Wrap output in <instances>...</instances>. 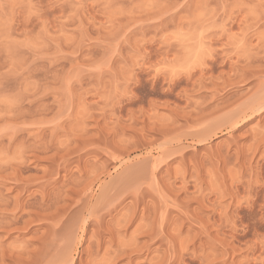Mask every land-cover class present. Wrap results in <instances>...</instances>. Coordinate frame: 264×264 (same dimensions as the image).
<instances>
[{"label": "rangeland", "instance_id": "obj_1", "mask_svg": "<svg viewBox=\"0 0 264 264\" xmlns=\"http://www.w3.org/2000/svg\"><path fill=\"white\" fill-rule=\"evenodd\" d=\"M0 264H264V0H0Z\"/></svg>", "mask_w": 264, "mask_h": 264}]
</instances>
